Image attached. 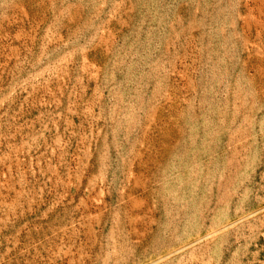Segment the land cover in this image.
Here are the masks:
<instances>
[{
	"label": "rangeland",
	"instance_id": "1",
	"mask_svg": "<svg viewBox=\"0 0 264 264\" xmlns=\"http://www.w3.org/2000/svg\"><path fill=\"white\" fill-rule=\"evenodd\" d=\"M0 264H264V0H0Z\"/></svg>",
	"mask_w": 264,
	"mask_h": 264
}]
</instances>
